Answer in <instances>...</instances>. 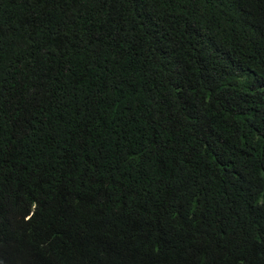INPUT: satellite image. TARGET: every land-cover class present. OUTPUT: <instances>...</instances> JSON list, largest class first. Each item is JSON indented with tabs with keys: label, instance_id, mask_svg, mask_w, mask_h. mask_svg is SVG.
<instances>
[{
	"label": "trees",
	"instance_id": "obj_1",
	"mask_svg": "<svg viewBox=\"0 0 264 264\" xmlns=\"http://www.w3.org/2000/svg\"><path fill=\"white\" fill-rule=\"evenodd\" d=\"M0 264H264V0H0Z\"/></svg>",
	"mask_w": 264,
	"mask_h": 264
}]
</instances>
